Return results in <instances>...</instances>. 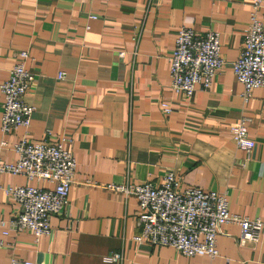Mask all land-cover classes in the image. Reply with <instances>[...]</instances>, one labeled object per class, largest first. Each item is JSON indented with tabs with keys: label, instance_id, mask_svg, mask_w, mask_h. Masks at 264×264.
Wrapping results in <instances>:
<instances>
[{
	"label": "crops",
	"instance_id": "1",
	"mask_svg": "<svg viewBox=\"0 0 264 264\" xmlns=\"http://www.w3.org/2000/svg\"><path fill=\"white\" fill-rule=\"evenodd\" d=\"M249 13L250 0H0V84L19 51H27L24 65L34 75L23 95L34 109L30 123L7 134L0 128V161H16L12 146L22 138L55 144L61 137L72 138L63 145L76 161L65 211L51 216L48 235L36 241L0 224V264H264V231L240 245L234 222L221 226L213 258L137 243L136 199L107 188L157 184L170 171L179 190L215 191L231 213L264 222V88L245 100L232 70ZM257 16L264 28V0ZM182 26L217 31L224 60L210 87L190 97L170 86ZM3 100L0 92V115ZM242 117L253 140L248 154L229 129ZM0 185V222L19 211L6 187L54 186L9 173ZM113 252L120 261H105Z\"/></svg>",
	"mask_w": 264,
	"mask_h": 264
},
{
	"label": "built area",
	"instance_id": "2",
	"mask_svg": "<svg viewBox=\"0 0 264 264\" xmlns=\"http://www.w3.org/2000/svg\"><path fill=\"white\" fill-rule=\"evenodd\" d=\"M93 1V0H87ZM105 2L115 0H102ZM262 0H250L249 23L238 57L232 63L233 73L243 85L242 97H250L254 88H264V28L257 13ZM91 18H94L91 15ZM27 51L16 54V63L7 78L0 84L3 95L0 115L1 132L7 134L15 128L28 127L33 107L26 104L23 95L34 81V75L25 68ZM220 39L217 31L197 34L190 27L179 28L174 48L169 57L170 86L176 93L190 97L196 87L207 89L223 65ZM165 113L170 108L162 104ZM249 119L242 117L229 127L238 149L249 153L253 140L248 136ZM71 137H61L55 144L30 142L22 138L12 146L17 159L13 163L0 161V176L4 173L25 175L28 180L53 184V188L33 185L8 186L6 195L15 200L19 211L5 228L29 231L35 240L51 232L50 218L65 211L69 189L73 183L76 161L63 144ZM5 145V141H1ZM1 187V185H0ZM179 181L173 172L163 175L160 183L145 181L140 184L107 185L125 195L133 196L140 208L137 223L140 232L133 241L151 246H170L187 257H216L217 236L227 222L240 227L238 244L256 243L264 231V222L250 219L229 211L225 195L204 191L198 187L179 190ZM7 234V230L3 232ZM121 253L104 256L107 262L120 261ZM10 264H36L32 260H13Z\"/></svg>",
	"mask_w": 264,
	"mask_h": 264
}]
</instances>
